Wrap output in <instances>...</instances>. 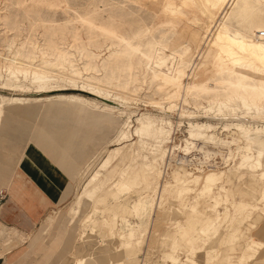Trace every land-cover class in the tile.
I'll return each mask as SVG.
<instances>
[{
  "label": "bare ground",
  "instance_id": "obj_1",
  "mask_svg": "<svg viewBox=\"0 0 264 264\" xmlns=\"http://www.w3.org/2000/svg\"><path fill=\"white\" fill-rule=\"evenodd\" d=\"M219 1L198 0V5L208 17H211V11L216 9ZM262 1L264 0H254L256 4H261ZM59 2V0H40L39 4L41 7L54 10L58 7L57 4ZM69 10L68 6L63 8L64 12ZM247 12L248 9L245 4L234 1L225 13L224 20H228L231 15H240V17L244 16L242 19L240 18V21L245 23L250 20L247 16L250 13L247 14ZM80 20L86 25L84 19L81 18ZM257 22H259V19ZM254 23L252 26H254ZM242 24L240 26L244 27V24ZM250 24L248 25L250 26ZM96 31L104 37L103 39L112 40L122 45V47L125 46L131 56L139 55L147 62L149 65L147 67L151 70L156 81L157 90L163 92L160 99L143 98L144 101H141V103L147 113L134 126L131 114L136 110L135 106L139 100L134 93L111 85L94 82L89 78V75L85 74L86 71L77 70L78 72L74 74V71L61 66L62 72L55 73L54 70L52 71L48 67H40L39 64L22 62L15 57L2 59L4 57L2 56L0 58V87L9 91L10 95L18 92L23 93V83L41 85L55 82L68 87L66 91L93 97L90 101L97 102V99L101 100L100 102H104L102 104V112L118 117H123L124 112L129 114L123 123L97 119L89 123L99 133H107L109 130L112 132V141L108 144L116 143V147L110 149L109 147L111 146L100 145L102 142L101 136L98 135V139H89L86 134L82 133L84 131L82 129L83 125L87 123L86 114L78 113L80 117L79 120H76L74 117L76 116L75 111H88V108H93L92 104L85 102L83 99L52 96L51 91L46 92L49 95L42 99L0 96V147H2L4 141L8 144H13L15 139H25V142H27L26 139L28 140L29 133L35 130L46 143H48V138L52 139L53 142L49 144L54 146L55 150L60 148L66 152L69 159L68 164L72 165L76 173V180L78 183L83 184L80 190L75 193V201L70 213L71 225H75L79 221L81 207L84 206L83 208H85L90 204L92 205L89 212L91 218L103 216L98 226L101 229L99 231V241L95 237V228H97L95 220L89 218V215L86 216V219L91 224L88 237L86 233H83L77 234L72 237L73 239L69 238L68 240L71 246L70 249L73 247L78 252H82L85 248L88 249L92 264H100L102 259H107L108 261V256L116 253V246L119 244L122 245L121 249L128 254L124 255L123 259L120 258L119 261H122L120 264L138 263L139 248L143 243L144 237L148 235L146 233L149 230L148 222L151 209L155 205L156 187L159 189L163 187L160 206L164 205L166 201L172 200L179 203L181 208H185L191 200L193 201L194 204L188 206L192 209V214L188 216L185 224L187 227L194 228L195 236L202 241L203 245L210 246L211 241L216 236V232L209 229L208 223L211 219L206 222H199V218L204 212L201 211L200 207V209L197 208L196 205L209 200L215 221L221 224L219 210H226L229 197L233 193L231 188L226 187L233 185L231 179L235 177V174L247 171L250 180L259 176V179L262 182L264 181V42L258 37L248 38L242 32L231 34L223 23L219 24L218 28L212 32L209 40V45L214 46L217 50V55L213 57L214 74H227L230 77L239 78L225 83L229 88V92L226 95H215L203 104L191 105L188 108L185 99L182 100V106L178 107L174 98L175 95L179 94L181 90H185L189 95L193 91L202 92L204 90L203 83L196 82L183 85L182 78L184 74L180 70L182 62L178 61L173 53L167 52L166 48H164L162 50L152 49L150 54H144L139 47L133 46L125 38L110 29L96 28ZM250 31L253 32L254 30ZM96 47L98 48V46ZM22 51L24 50L22 49ZM247 75L251 78L262 80L263 84L257 85V82L256 85L246 84L243 79H246ZM148 87L146 88L147 90ZM142 88L144 89V87ZM202 117L216 119L219 124L208 125L191 122L192 119ZM228 121H237L242 124L227 125L226 122ZM243 121H249L253 125ZM185 122L187 123V136L181 141L180 145H171L175 130H179ZM37 123L42 125L41 129L36 127ZM65 124L71 125L73 130L68 131L65 128ZM223 134L226 136L224 137ZM192 149L195 151L199 150L206 155L210 154L212 150H215V153L219 151L225 152L226 155L221 156L224 170H218V164L209 159L207 162L209 166L204 162L193 166L192 164H180L174 168L171 167V162L167 164L170 153L173 155V152L178 150L185 155ZM0 162L3 163L4 161L0 160ZM174 163L176 164V162ZM88 167L95 168L102 175L89 174ZM162 168L165 170L171 168L170 174H166V177H164L165 174ZM129 190H132L134 193L133 197H136L133 201L126 197L130 194ZM149 190L152 192H149ZM257 192L259 198H264V184ZM165 194L168 195V198L165 197ZM103 205L104 208H102ZM168 205L170 209L174 208L172 203H168ZM127 218L135 220L136 225H129ZM258 222L261 224L264 220L260 219ZM126 231L129 232L128 235L125 234ZM1 232L7 235L10 234L11 237L16 236L19 238L25 236V234L13 228L4 230L3 227H0V234ZM42 233L44 235L45 231L41 230ZM90 235H94L95 240H92L89 237ZM41 237L29 236V246L37 244ZM252 240L247 239L244 241L243 244L246 250L239 257V263L237 264L242 262L250 264V258H253L259 251H263L264 246H261L262 248L256 251L252 246ZM11 242L16 244L15 237H13ZM91 244H95L97 247H90ZM21 250L17 251L20 252ZM96 251L103 253L102 258L99 259L100 262L95 255ZM18 252H8L5 264H9L8 260L11 259V256L16 255L18 257V255H21ZM200 256L201 254L199 253L193 254V257L192 255H185L183 262L185 264H210V262H200ZM219 262L221 264H229L226 261ZM166 264H182V258L180 255L176 258H169Z\"/></svg>",
  "mask_w": 264,
  "mask_h": 264
},
{
  "label": "rangeland",
  "instance_id": "obj_2",
  "mask_svg": "<svg viewBox=\"0 0 264 264\" xmlns=\"http://www.w3.org/2000/svg\"><path fill=\"white\" fill-rule=\"evenodd\" d=\"M39 1L0 0V58L2 56H4L2 59L15 57L22 62H32L36 65L39 64L40 67H48L52 71L54 70L55 73L62 72L61 66L70 69V71H74V74L78 71H86L85 74L89 75V78L94 82L111 85L121 90L134 93L139 99L135 106L136 110L131 114L134 126L147 113L144 111L141 103V101H144L143 98L159 100L163 92L157 90L156 81L153 78L151 70L147 67L149 65L146 61L139 55L131 56L125 46L122 47V45L112 40L103 39L104 37L96 31V28L112 30L119 36L125 38L133 46L139 47L144 54H150L152 49L162 50L164 48H166L167 52L173 53L174 57L182 62L180 70L184 74V79L182 78L183 85L196 82L203 83L204 90L202 92L199 91L198 93V91H193L189 95L185 90H181L179 94L175 95L174 98L176 99L177 106H182V100L185 99L188 108L191 105L203 104L215 95H226L229 92V88L225 83L239 78L230 77L227 74H214L213 57L217 55V50L214 46L209 45V40L212 32L218 28L219 24L223 23L231 34L234 32H242L248 38L258 37L264 42V29H262L264 28V1L261 4H256L254 0H220L216 9L211 11V17H208L198 5V0H186L187 2L185 0H59L58 7L54 10L41 7ZM234 1L245 4L248 9L247 14L250 13L249 15L246 14L250 22L247 21L248 23H244L240 21L244 17H240V15H231L228 20H224L225 13ZM65 6L69 7L70 10L68 12L63 11ZM250 17L253 18L251 19ZM81 18L86 21V25L81 22ZM255 18H258L259 22ZM249 23H251L250 26L253 28L248 25ZM253 23L254 26H252ZM241 24L244 27L240 26ZM245 29L248 31H244ZM252 29L254 30V34L250 31ZM29 56L33 57L30 58ZM250 78L247 75L246 79L242 81L248 85H256V82L257 85L263 84L262 80L258 78ZM214 84L217 85L215 86ZM23 86L24 94L18 92L11 95L9 91L0 87V96L42 99L49 95L46 92L51 91L52 96L83 99L85 102L92 104L93 108H88V111H75L76 116L74 117L76 120H79L80 117L78 113L86 114L87 123L83 125L82 129L84 131L82 133L86 134L89 139H98L99 135L102 138L100 145L111 146L109 147L110 149L116 147V143L108 144L112 141V132L110 130L107 133H99L89 123L94 122L96 119L123 123L126 121L128 112H124L123 117L102 112V104L104 102H100L101 100L99 99H97V102H93L90 101L93 98L91 96L66 91L68 87L60 83L51 82L41 85L23 83ZM146 86H149L148 90ZM141 90L143 91L141 92ZM140 93L142 94L140 95ZM191 122L208 125L219 124L218 120L205 117L192 119ZM243 122L253 125L249 121ZM226 124L242 123L228 121ZM186 126L187 123L185 122L179 130H175L172 137L173 141L171 140L172 143L170 142L171 145H180L181 141L187 136ZM36 127L41 129L42 125L37 123ZM65 128L68 131L73 130L71 125L65 124ZM223 136L225 137L226 135L223 134ZM27 138V142H25V139H15L13 144H8L6 141L3 142L2 147H0V160L4 162H0V175L4 177L7 170L11 171L12 168L18 167L26 157V149L33 146L42 154L43 158L55 166V170L59 175L63 172L61 179H63L64 183H70L73 188L71 189L70 197L65 203L59 207L53 206L47 211L39 229V226H37L28 235L19 238L16 236L11 237L10 234L5 235L3 233L4 231L1 232L0 259H3L5 264V258L8 257L6 255L8 252L14 253L22 249L21 251L23 252H18L21 254L18 257L16 255L11 256V259L8 260L9 264H92L93 262L90 260L91 255H89L90 251L88 249L85 248L82 252H78L73 247L70 249L71 246L68 242L69 238L77 234L86 233L87 237L90 234L89 226L91 224L86 219V216L91 211V204L85 208H83L84 206L81 207L79 221L75 225H71L70 221L75 193L80 190L83 184L78 183L76 180V173L72 165L68 164L69 159L66 152L60 148H56L55 150L53 148L54 146L49 144L53 142L52 139L48 138V143H46L35 130L31 131ZM196 151L192 149L185 155L178 150L173 152V155L170 153L167 164L171 162L172 168L180 164H192L193 166L199 165L200 162L207 163L209 159L218 164V170H224V164L221 158L226 155L225 152L219 151L220 153H215V150H212L210 154L208 153L209 156L199 150ZM204 158L207 159L204 160ZM207 165L209 166V163ZM162 169L165 174L164 177L171 172V168L169 170ZM88 172L89 174L96 173L99 176L102 175L92 167H88ZM248 177L249 173L247 171L235 174V177L231 179L233 185L226 187L231 188L233 193L229 197L226 210H219L221 224L215 221L209 200H205V202H200V204L196 205L197 208L200 207L201 211L204 212L199 218V222H206L211 219L208 223L209 229L216 232V236L211 241L210 246L203 245L202 241L195 236L193 232L194 228L187 227L185 224L188 216L192 214V209L188 206L194 204L193 201L191 200L185 208H181L179 203L172 200L166 201L164 205L160 206L163 187L162 189L156 187L154 196L155 205L151 209L148 222L149 230L146 233L148 235L144 237L143 243L139 248L137 264H166L169 258H176L179 255L182 258V264H185L183 262L185 260L184 256L192 255L193 257L195 253L201 254L200 262L202 263L210 262V264H221L219 261H226L229 264H237L239 263V257L246 250L243 243L247 239H253L251 241L253 242L252 246L256 251L257 249L259 251L262 248L261 246H264V222H261V224L258 222L260 219L264 220V198H259L257 191L263 186L264 181L262 182L259 176L253 180H250ZM20 178L21 174L17 172L11 190L18 186ZM129 192V196L127 195L126 197L131 201L135 200L136 197H133V191L129 190ZM149 192L152 191L149 190ZM63 193H65V190ZM63 197L64 195L60 194L59 200H62ZM165 197L168 198V195L165 194ZM168 203H172L174 208L170 209ZM102 208H104V205ZM102 217V215L92 218L91 216L89 217L95 220V226L97 227L95 228V237L97 238L99 237V231H101L98 226ZM127 220H129V225H136L135 220L128 218ZM3 229L6 230L4 227ZM41 230L45 231L44 235L43 233L41 234ZM125 234L128 235L129 232L126 231ZM29 236L42 237L37 244L29 246ZM13 237H15L16 244L11 243ZM89 237L95 240L94 235H90ZM96 240L99 241V238ZM90 247L96 248L97 246L91 244ZM116 247V253L109 255L108 261L107 259H102L100 262L99 259L102 258L103 253L101 251L95 252L100 264H120L122 262L119 261L120 258L123 259L122 257L128 254L121 249V244ZM63 256L64 258H62ZM3 260L0 261V264H3ZM249 262H251L250 264H264V249L263 251H259L258 254H255L253 258H250ZM241 264L244 263L242 262Z\"/></svg>",
  "mask_w": 264,
  "mask_h": 264
},
{
  "label": "crops",
  "instance_id": "obj_3",
  "mask_svg": "<svg viewBox=\"0 0 264 264\" xmlns=\"http://www.w3.org/2000/svg\"><path fill=\"white\" fill-rule=\"evenodd\" d=\"M25 152L26 157L18 167L7 170L4 177L0 175V191L6 194L0 203V227L16 229L26 236L37 226L40 228L49 209L68 200L73 187L64 183L63 172L59 175L55 166L35 147L31 146ZM17 172L21 174L20 182L11 190ZM60 194L64 195L62 200H59Z\"/></svg>",
  "mask_w": 264,
  "mask_h": 264
},
{
  "label": "built area",
  "instance_id": "obj_4",
  "mask_svg": "<svg viewBox=\"0 0 264 264\" xmlns=\"http://www.w3.org/2000/svg\"><path fill=\"white\" fill-rule=\"evenodd\" d=\"M5 198H6V194L3 191H1L0 192V203L3 202Z\"/></svg>",
  "mask_w": 264,
  "mask_h": 264
}]
</instances>
